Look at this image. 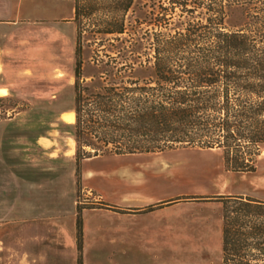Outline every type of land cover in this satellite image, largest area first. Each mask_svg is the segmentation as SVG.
I'll use <instances>...</instances> for the list:
<instances>
[{
    "label": "trees",
    "instance_id": "1",
    "mask_svg": "<svg viewBox=\"0 0 264 264\" xmlns=\"http://www.w3.org/2000/svg\"><path fill=\"white\" fill-rule=\"evenodd\" d=\"M133 6L73 0L70 133L77 165L97 156L198 148L220 150L226 171L254 172L264 148V0H169L152 12V32L139 35L129 19ZM232 7L245 16L236 30L225 26ZM176 8L186 20L172 22ZM83 35L88 47H98L91 62L100 71L88 77ZM245 202L261 211L225 215L221 264H264V202Z\"/></svg>",
    "mask_w": 264,
    "mask_h": 264
},
{
    "label": "rangeland",
    "instance_id": "2",
    "mask_svg": "<svg viewBox=\"0 0 264 264\" xmlns=\"http://www.w3.org/2000/svg\"><path fill=\"white\" fill-rule=\"evenodd\" d=\"M16 1L11 0L12 6ZM168 1L134 0L129 19L132 24L137 23L138 35L152 32V12L159 7H167ZM199 12L196 10L192 15L195 21ZM72 14L73 0H22L17 18L21 24L14 26L9 39L11 54L6 57L0 76V264H29L27 257L21 253L16 252L12 257L13 251L8 246L20 238L13 236V231L28 227L29 223L68 226L70 214L77 213L80 235L83 209H108L82 185L81 163H76V145L70 135V125L75 121L74 111L71 110L76 50V27L72 22ZM173 16L172 22L187 19L185 14H181L180 8L174 10ZM244 23L245 16L240 7L229 9L225 18L228 29H239ZM88 43L89 37L83 35L82 69L85 77L100 71L91 62L98 47H88ZM98 50L101 58L104 52L109 53L108 47ZM61 113H66L62 116L65 123L61 121L69 126L59 127L61 133L48 136L56 140L49 153L39 151L37 146H26L29 131L34 127L31 124L34 117H42L43 121L48 122ZM24 147L34 150L26 151ZM196 152L182 153L181 157L191 164L210 162L208 153L222 160V153L217 150L203 152L206 154H198L201 153L198 150ZM23 167L29 171L30 181L16 175H20ZM221 167L233 177V186L236 188L255 193V196L256 193L264 194V148L261 149L254 172L226 171L222 161ZM260 189L262 192H259ZM235 197H241L242 202L235 200ZM213 198L215 204L212 210L216 217L218 214L221 216L222 226L225 215L233 219L238 209L261 211L252 204L248 205L245 200L264 202L249 195ZM207 238L210 244L206 250L198 248L197 251L175 252L166 261L148 258L141 264H221L222 253L217 233L213 231ZM115 247L89 251L87 256L80 251L77 264L127 263L119 260L123 253ZM9 256L10 262L7 261Z\"/></svg>",
    "mask_w": 264,
    "mask_h": 264
},
{
    "label": "crops",
    "instance_id": "3",
    "mask_svg": "<svg viewBox=\"0 0 264 264\" xmlns=\"http://www.w3.org/2000/svg\"><path fill=\"white\" fill-rule=\"evenodd\" d=\"M17 1L12 6L11 0H0V76L6 57L11 54L12 29L21 24L17 18L22 0ZM64 114L48 122L34 117L26 146H37L39 151L49 153L56 140L48 136L61 133L59 127L69 126L62 120ZM196 150L210 149L177 148L83 160L82 185L111 210L83 209L80 235L77 213L70 214L68 226L29 223L28 227L11 233L20 237L8 246L13 251L12 257L17 252L26 256L29 264H77L80 251L87 256L89 251L116 246L123 253L119 260L126 261L125 264H141L148 258L166 261L175 252L206 250L210 244L207 236L213 231L222 248V219L213 213L215 199L212 197L249 195L264 201V194L255 196L233 186V177L222 169L221 158L192 164L182 159V153H197ZM23 168L16 175L30 181L29 171ZM7 261L10 262V256Z\"/></svg>",
    "mask_w": 264,
    "mask_h": 264
},
{
    "label": "bare ground",
    "instance_id": "4",
    "mask_svg": "<svg viewBox=\"0 0 264 264\" xmlns=\"http://www.w3.org/2000/svg\"><path fill=\"white\" fill-rule=\"evenodd\" d=\"M199 151H203V152H208V151H210V152H213V151H215V150H199ZM207 156L210 158H208L209 159V161H217L218 160V157L217 156H215V155H213V154H207Z\"/></svg>",
    "mask_w": 264,
    "mask_h": 264
}]
</instances>
